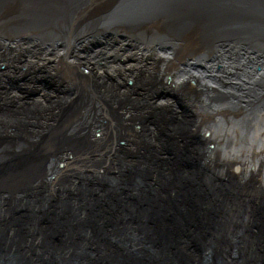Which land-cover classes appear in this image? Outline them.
Here are the masks:
<instances>
[{"label": "bare ground", "instance_id": "bare-ground-1", "mask_svg": "<svg viewBox=\"0 0 264 264\" xmlns=\"http://www.w3.org/2000/svg\"><path fill=\"white\" fill-rule=\"evenodd\" d=\"M51 1L55 0H0V207L3 215L9 214L12 207H37L38 210L53 199L57 201L56 205L66 202L75 207L89 202L96 204L94 198L102 195L98 185L84 189L89 191L88 196L76 194L74 197L69 192H77L84 180L109 176V168L114 162L115 166L125 169L131 165L122 149L135 148L133 145L137 140L141 142V128L135 133L132 125H138L139 117L150 112L151 104L160 109L170 107L168 114L190 120V113L182 112L177 98L165 91L160 93L159 89H151L154 80L161 88L169 86L172 91L190 92L192 102L196 104L193 131L202 133L205 139L211 137L208 141L217 145L216 154L220 155L222 146H225L224 158L227 161L244 163L248 159V164H254L259 171L263 161L260 155L264 151V10L258 8L256 0H252L251 5H247L248 0L238 5L252 12L249 14V28L245 29L248 35L241 34V31L245 33L241 26L242 29L236 30L240 35L236 42L219 47L208 38L200 39L203 38L204 26L199 25L202 22L191 27L193 29L175 43H165L162 38L164 44L159 45L149 40L153 34L171 36L177 29L174 26L179 21L183 23L180 12L193 8L192 0H173L176 6L182 5L178 10H161L144 20L133 19L127 25H119L116 21L109 26L102 23L93 25L92 22L96 23L98 17L114 7L130 6L129 1H82L65 18L50 23L47 18L50 11L60 14ZM93 1L94 5L88 8ZM217 17L219 19V14ZM236 18L242 17L238 15ZM180 23L178 29L183 26ZM106 29L119 34L128 32L131 40L111 35L103 37ZM91 36L93 39L100 37L99 43L91 42ZM88 44L96 47L87 49ZM188 60H196L200 66L201 63L207 64L206 68H200L212 75L204 74L207 75L205 78L203 73L182 69ZM210 62L215 64L211 66ZM218 64L223 65L221 71ZM258 66L262 67L261 71L256 69ZM13 75L22 78L19 85L2 83ZM42 75L67 80L70 92L40 84L37 78ZM143 79L148 85L146 94L144 89L143 93H135L139 91L138 82L145 84ZM34 84H38L35 93L27 95ZM130 93L138 94V107L133 99L129 101ZM24 105L33 109L32 114L19 113ZM203 112L209 118L206 130ZM125 115H128L126 119L123 118ZM217 123H220L218 129ZM176 127L173 125L170 132H174ZM146 129L151 134L158 132L152 123H146L144 132ZM115 130L120 139H127L125 135H129L135 141L121 146L120 141L111 140V144L102 145L104 140L114 136ZM98 132L103 143L99 142V147L91 151L86 142L93 141L92 137H97ZM214 135H219V138H214ZM112 144L113 163L108 168L104 153ZM3 145L6 149L1 148ZM212 151L207 152V161L212 160ZM95 155H104L105 158ZM163 156L171 157L167 152H163ZM39 159L45 163L42 168ZM51 160L54 162L49 163ZM180 170L186 174L183 168ZM123 172L117 168L114 176H110L117 177ZM214 183L212 181L210 185ZM242 189L252 190L247 186ZM83 212L79 208V219L85 220L88 215ZM121 216L127 215L123 213ZM246 217L251 216L247 211H241L235 224L225 230L223 244L230 246L225 258H218L215 249L208 245L200 255L194 252L199 257L195 264H238L246 253H253L251 236L245 230ZM66 222L69 223V219ZM33 232L18 238L20 248L13 249L12 245L6 246L0 241V264H26V261L45 264L44 259H38L40 255L48 257V264H87L84 257L79 256L80 252L88 250L96 256L90 239L97 237L91 231L79 239L52 247L44 245V237L36 245L31 243L36 240ZM40 235H43L41 231ZM109 239H114L125 250H156L147 233L130 226L110 232ZM104 248L113 249L108 243ZM116 263L125 264L121 261Z\"/></svg>", "mask_w": 264, "mask_h": 264}, {"label": "water", "instance_id": "water-1", "mask_svg": "<svg viewBox=\"0 0 264 264\" xmlns=\"http://www.w3.org/2000/svg\"><path fill=\"white\" fill-rule=\"evenodd\" d=\"M82 1L86 2L51 1V5L60 14L50 11L47 18L50 23L58 22L60 18H65L69 11L76 9ZM127 1L131 3L130 6H119L118 9L114 7V10L111 9L101 18L98 17V21L92 24L102 23L109 26L117 21L119 25H127L133 19L144 20L153 12L178 10L182 6H176L173 0ZM182 1L185 0H178ZM251 1L248 0L247 5H251ZM256 1L258 8L264 10V0ZM51 5L49 4L52 9ZM91 5H94V1L88 8ZM251 13L245 10L235 13L233 22L236 28L243 26L245 35H248L245 29L249 28ZM238 15L242 18L237 19ZM106 32L103 37L111 35L109 29H106ZM99 39L90 41L99 43ZM257 69L261 71L262 67L258 66ZM169 80L172 81L171 77ZM164 89L179 100L184 114L190 113L191 121L187 118L179 119L174 114H168L167 109L155 108L151 104L150 112L139 117L141 124L132 125L135 133L141 128V142L137 140L133 145L135 148L122 149L127 152L131 165L126 169L115 166L116 162L113 163L111 157L114 144L109 145L104 153L107 161L105 166L113 163V173L111 167H108L109 176L84 180L77 192H69L74 197L76 194L88 196L89 191L84 189H92V186L98 185L102 195L94 198L96 204L89 202L75 207L66 202L56 205L57 201L53 199L38 210L37 207H12L8 211L10 213L5 215L1 213L0 207V241L6 246L12 245L13 249L20 248L22 246L18 238L33 230L36 240L31 243L36 245L41 237H44V245L52 247L62 242L66 244L71 239H79L85 232L91 231L95 236H99L101 243L99 240L98 244L104 255L95 256L88 250L80 252L79 256L84 257L87 264H114L120 261L125 264H195L198 263L199 257L197 258L194 252H203L208 245L215 249L218 258L226 257L230 246L223 244L225 230L235 224L241 211H247L251 217L245 218V230L246 234L251 236L250 247L253 253H246L238 264H264V160L260 163L259 171H256L254 164H248V159L244 163H231L224 158L227 148L222 146L221 154H216L211 161H207V152L215 150L217 145L213 141L209 142L208 137L205 139L202 133L193 131L196 104L192 102L190 92L171 91L167 87ZM127 116L123 118L126 119ZM146 123L157 126L158 132L151 134L147 129L144 132ZM172 124L177 127L170 133ZM219 126L220 123H217L216 128ZM99 135L98 132L97 136ZM119 137L115 130L114 136L104 140L102 145L108 142L111 144V140L120 141L121 146L125 145L128 138ZM86 144L91 151L99 147L96 140ZM163 152H167L171 157H164ZM117 168L124 172L113 177ZM182 168L185 175L180 170ZM111 174L113 176H110ZM1 176L0 172V182ZM212 181L215 183L210 185ZM245 186L252 190H243ZM79 208L88 215L87 219H79ZM123 213L127 216H121ZM32 215L36 217L32 218ZM68 219L69 223L66 222ZM129 226L147 233V238L156 250H125L114 239H109L110 232L121 231ZM211 230L213 232L209 234ZM40 231L43 235L39 236ZM91 243L97 244L94 240H91ZM106 243L113 247L111 251L104 248ZM38 259H44L45 264L49 262L46 255H40ZM26 264L32 263L26 261Z\"/></svg>", "mask_w": 264, "mask_h": 264}, {"label": "flooded vegetation", "instance_id": "flooded-vegetation-1", "mask_svg": "<svg viewBox=\"0 0 264 264\" xmlns=\"http://www.w3.org/2000/svg\"><path fill=\"white\" fill-rule=\"evenodd\" d=\"M201 2H203V3L201 4ZM192 4H193V8L191 10H188V11H185V12L182 11L179 14L180 19L183 21V23L181 21H179L178 23L181 22L180 24L183 25V26H180V28L178 29L179 26H177L178 25V23H177V25L174 26V29L175 28H177V29H175V30L173 29L174 32H173V34L171 36L153 34L152 37L149 36V38H150L149 40H151L152 43L159 44V45H161V44L163 45L164 44L163 40H164L165 43L167 41H171V42L180 41L181 38L185 35V33L187 34L189 30L193 29L191 27L196 26L199 22H202V23H199L200 26H202V27L204 26L202 28L203 29V38H200V39H204V37L208 38L209 40L214 41V44L217 47H219L221 45H223V46L227 45V44H229L230 42H233V41L236 42L240 38V35L236 34V30H240L242 28H240V27H239V29L236 28L235 23H233V21L235 20L234 19L235 18V13L236 12H240V10L242 9V8H239L238 5H243L244 4V0H218V1L217 0H206V1L205 0H201V1L200 0H192ZM214 9H216V10H214ZM170 11H172V10H170ZM213 11H215V12H213ZM241 11H243V9ZM218 14H219V19L217 17ZM212 20H214V21H212ZM218 24L220 26H218ZM230 24H233V25L230 26ZM171 27H172V25L170 26V28ZM227 27H229V28H227ZM171 30H172V28H171ZM213 32H215V34H216L215 36H214ZM110 33H111V36H115V37H119V38L123 37V38H128V40H131L129 38V36H128V32L126 34L125 33L119 34V33H114L113 30H112V31H110ZM178 33H180V34H178ZM241 34L243 35L244 33L241 31ZM156 38H159L160 41H159V39H156ZM162 38H163V40H162ZM161 41H162V43H161ZM223 48L224 47H221L220 50H223ZM188 61L189 62H185V64L186 63L187 64L182 66V69H184L186 71L188 70L190 72H195V74H198V73L202 74L203 73L202 76H204V77L207 76V75H208V77L210 75H212L211 73H207V72L205 73L203 71V69L200 68V67L206 68L207 64L201 63V66H200V62H197L196 60H188ZM211 63L212 62H210V64ZM214 64L215 63H212L211 66H213ZM217 68H218L219 71H221L223 69V65L218 64ZM256 69H257V67H256ZM257 72H258V70H257ZM204 74H207V75H204Z\"/></svg>", "mask_w": 264, "mask_h": 264}, {"label": "rangeland", "instance_id": "rangeland-1", "mask_svg": "<svg viewBox=\"0 0 264 264\" xmlns=\"http://www.w3.org/2000/svg\"><path fill=\"white\" fill-rule=\"evenodd\" d=\"M94 44V43H93ZM101 45V44H100ZM94 46V47H93ZM96 46L95 45H91L90 46V44H88L87 45V49H90V48H95ZM102 47V46H101ZM27 76H29V75H27ZM145 78V77H144ZM37 79H39L40 80V84H45L46 86H48L49 88H54V87H56L57 89H60V90H63V91H66L67 93L68 92H70V85H69V83H68V81L67 80H65V79H56V78H53V77H48L47 75H42V77H39V78H37ZM148 80V79H147ZM153 79H151L150 81H152ZM21 81H22V78L21 77H19V76H15V75H13V76H9V77H6V79L4 80V82H2L3 84H9V85H19L20 83H21ZM124 81V80H123ZM142 81H144L145 82V84L143 85L142 84V82H138V86H137V88H139V91L137 92H135V93H139V92H144L143 91V89L145 90V89H148V85H147V82L143 79ZM157 81V80H156ZM156 81L154 80L153 81V86L151 87V89H155V91L157 90V89H159V91H160V93L161 92H164L165 91V93H167L166 92V89H164L165 87H167V86H163L162 88L159 86V84H157L156 83ZM151 83V82H150ZM155 83H156V85H155ZM162 83V82H161ZM142 84V85H141ZM152 84V83H151ZM27 85V84H26ZM25 85V87H27ZM37 85L38 84H34L33 86H34V89L32 88L33 86H31V88H29L28 89V92H27V95H29V94H33V93H35V89L37 88ZM161 85V84H160ZM23 86V85H22ZM30 85H28V87H29ZM167 89H169V90H171L170 89V87L168 86L167 87ZM172 91V90H171ZM29 93V94H28ZM145 94H146V90H145V92H144ZM130 98H128L129 99V101H131L132 99L133 100H135V105L138 107L139 106V104L136 102V100L139 98L138 97V94L136 95H131V93H130ZM134 97V98H133ZM131 99V100H130ZM179 101V100H178ZM178 101H176V102H178ZM132 103V102H131ZM170 106V105H169ZM167 107V106H166ZM172 108H174V107H172ZM31 107L29 106H26V105H24L23 106V108L19 111V113L21 114V115H30V114H32V111H31ZM162 110H163V108H161ZM166 109V108H165ZM169 109H170V107H167V113L169 112ZM33 110V109H32ZM204 113V112H203ZM140 115V114H139ZM204 117H206V121H205V126H204V129L206 130L207 129V119H209L208 118V116L204 113V114H202ZM205 120V119H204ZM138 124H141V122L140 123H138ZM173 126V125H172ZM169 132H170V129H169ZM171 133V132H170ZM109 134L111 135V130H110V132H109ZM97 135V134H96ZM109 135V136H110ZM126 137L128 136V138H130V139H132V140H130V139H127L126 140V143L127 144H129L130 145V141H135V140H133L134 138H132V137H129V135H125ZM212 136V135H211ZM215 137L214 138H219V135H214ZM209 137V136H208ZM93 138V141H97V143L99 144V142H101V143H103V141H102V138H100V136L98 137H95V136H93L92 137ZM209 138H211V137H209ZM213 138V139H214ZM26 141H28V142H31V140H29V139H27ZM221 144V143H220ZM126 145V144H125ZM117 146V145H116ZM1 148H3V149H6V147L3 145V147H1ZM8 148V147H7ZM123 153L125 154V155H127L124 151H123ZM216 153H217V150H214V151H212L211 152V156L213 157L214 155H216ZM55 154H57V153H55ZM80 155H84L83 153H80ZM8 156H9V154H8ZM7 156V157H8ZM96 156V155H95ZM261 156V160H264V151L262 152V154L260 155ZM96 157H104L105 158V156L104 155H98V156H96ZM118 157H121L120 155H118ZM4 161H5V159H3ZM39 163H40V165H44L45 163L41 160V159H39V161H38ZM52 162H54L53 160H51V162H49V163H52ZM264 162V161H263ZM262 162V163H263ZM119 170V169H118ZM95 237H97L96 239H94V238H92V239H90V240H94L97 244H95L94 243V245H91L93 248H94V253H96V255H98V254H100V255H102L103 254V251H102V249H101V246L98 244V241L100 240L99 239V236H95ZM125 237V236H124ZM135 238V237H134ZM137 239V238H136ZM100 243H101V240H100ZM30 244H28V246H29ZM106 245V244H105ZM86 246V245H85ZM108 250V249H107ZM96 251V252H95ZM200 255L201 254V252L200 253H197L196 251H195V255ZM95 255V254H94ZM91 264H99V263H91Z\"/></svg>", "mask_w": 264, "mask_h": 264}]
</instances>
